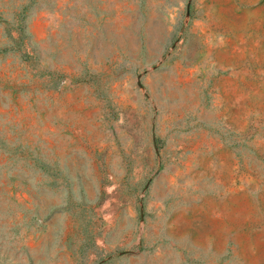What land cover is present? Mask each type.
Listing matches in <instances>:
<instances>
[{"label": "rangeland", "instance_id": "rangeland-1", "mask_svg": "<svg viewBox=\"0 0 264 264\" xmlns=\"http://www.w3.org/2000/svg\"><path fill=\"white\" fill-rule=\"evenodd\" d=\"M0 264H264V0H0Z\"/></svg>", "mask_w": 264, "mask_h": 264}]
</instances>
